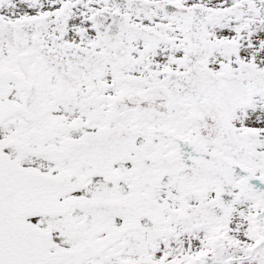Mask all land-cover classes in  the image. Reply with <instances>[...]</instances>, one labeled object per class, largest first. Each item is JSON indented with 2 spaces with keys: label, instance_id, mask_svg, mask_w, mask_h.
<instances>
[{
  "label": "snow or ice",
  "instance_id": "snow-or-ice-1",
  "mask_svg": "<svg viewBox=\"0 0 264 264\" xmlns=\"http://www.w3.org/2000/svg\"><path fill=\"white\" fill-rule=\"evenodd\" d=\"M0 264H264V0H0Z\"/></svg>",
  "mask_w": 264,
  "mask_h": 264
}]
</instances>
